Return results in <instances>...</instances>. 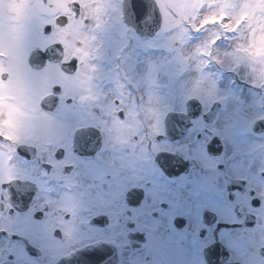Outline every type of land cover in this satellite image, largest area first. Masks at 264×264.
<instances>
[{
    "label": "snow or ice",
    "instance_id": "6c2138e0",
    "mask_svg": "<svg viewBox=\"0 0 264 264\" xmlns=\"http://www.w3.org/2000/svg\"><path fill=\"white\" fill-rule=\"evenodd\" d=\"M176 3L119 0L118 23L107 4V19L94 22L81 0H67L70 12L41 13L39 34L50 43L30 47L28 67L76 74L80 56L66 58L63 42L51 38L73 20L94 24L89 70L100 73V94L85 111L54 84L52 104L40 106L65 128L49 145L13 139L0 124V154L10 166L20 162L0 174V264H102L105 256L107 264H264V131L256 130L264 105L243 129L233 119L264 96V80L250 74L264 57H249L248 67L230 58L248 55L239 35L246 19L225 11L200 23L203 3L186 15ZM197 77L214 84L215 98L183 92ZM120 125L124 138L115 141ZM66 194L81 206H66Z\"/></svg>",
    "mask_w": 264,
    "mask_h": 264
},
{
    "label": "flooded vegetation",
    "instance_id": "af4514ba",
    "mask_svg": "<svg viewBox=\"0 0 264 264\" xmlns=\"http://www.w3.org/2000/svg\"><path fill=\"white\" fill-rule=\"evenodd\" d=\"M106 4L110 8L116 9L112 15V22L118 23L119 0H100L93 3L90 2L89 4L83 3L87 15L91 16L94 22L100 24H103L104 20L107 19V17L104 16ZM3 9L9 12L10 15L17 14L19 16L23 13L24 7L22 5H12L4 6ZM36 12L39 17L42 18V27V25L47 22L41 15L42 12H48L49 15H51L52 13L59 14V12H70V9L67 6V0H54V7L52 8H48L47 5H42L40 0H38ZM175 23H178V21H175ZM93 27L94 24L89 25L88 28L85 29L80 21L73 20L68 28L55 30L51 39L63 42L67 53L66 58H70L71 56L80 54L76 53V45H82L79 36H81L82 39H86L85 41H88L91 37L90 35L87 36L86 33H90ZM40 36L41 40L35 45H26L25 42H21L19 45L13 46L14 48L0 49V56H2V58H0V73L9 74V80L7 82H0V113L3 114V119L0 120V124L8 129L7 134L12 136L13 139L19 138L28 143L39 142L49 145L63 139L65 121L62 116L44 111L40 106L41 101L50 97L51 103L48 105H51L54 100V97L50 95L52 86L54 84H60L63 89V96L75 97L80 102L83 109L87 111L96 97L100 94L98 88L99 81L96 79L99 77L100 73H94L89 70L91 66L89 63V52L95 54V47L92 49L90 47L85 50V59L83 60L80 57L84 62L81 65V70L74 75H66L65 72L60 71L59 67L56 65H49L41 71L29 68L27 58L30 47H45L50 43L49 39L44 38L42 35ZM179 37L180 34L178 33L175 38L179 39ZM91 45L92 42H90V46ZM94 62L99 63V61ZM202 79V77H197L191 84L185 82L182 86L183 92L185 94L204 95L208 98H215V88H208L207 84H202ZM238 85L250 89L246 84H242L237 79L236 86L238 87ZM245 95H247V93H245ZM154 96L155 95L152 96V101H156L154 100ZM262 97L263 96L259 93L252 96L253 111H250L247 115L239 114L237 118V121H241L239 129L245 128L248 122L255 118L257 115L255 108L257 105H261L259 103H261ZM107 110L108 109L105 108V111ZM126 128L127 125L117 126L114 130L115 134L112 137L113 140L121 141L124 138L123 133ZM256 130L264 131V121L257 122ZM18 163L20 162L14 161L10 166L7 162V156L0 154V174L10 175ZM21 168L25 172L31 171L30 168L22 165ZM238 172L239 170H234L233 174L236 175ZM65 205L69 207L81 206L79 198L74 194H66ZM100 247H102L104 251L111 252V248L108 245ZM107 261L108 256H105L102 264H107Z\"/></svg>",
    "mask_w": 264,
    "mask_h": 264
},
{
    "label": "rangeland",
    "instance_id": "374dc122",
    "mask_svg": "<svg viewBox=\"0 0 264 264\" xmlns=\"http://www.w3.org/2000/svg\"><path fill=\"white\" fill-rule=\"evenodd\" d=\"M81 1L84 4H89L90 2L93 3L100 0ZM201 3L204 4V12L201 13L200 19L201 23L215 20L219 16H222L225 11L230 14L233 21L246 19L247 22L240 29L239 35L241 39L240 46L243 52L248 55L244 56L232 53L230 54L231 59L237 63L240 61V64L248 67L246 61L249 57L252 59L264 57V0H177V3L173 4V7H176V11L180 12L181 15L194 14L192 10L200 8ZM12 5H22L24 7L23 13L19 16L17 14L10 15L9 12L3 9L4 6ZM37 5L38 0H0V49L14 48L21 42H25L26 45L31 44L26 40V36H31L36 43L41 40L39 29L41 28L42 18L36 12ZM86 34L87 36L90 35V33ZM79 39H81L82 45H76V53H80V57L84 60L85 50L94 47L93 45L90 46L91 39L85 41L86 39H82L81 36H79ZM221 52H223V49H221ZM257 64L259 65L258 67L252 66L250 74L257 80H264V60L257 61ZM172 70L175 69L173 68ZM230 78L231 74L226 73L225 79ZM207 87L215 88L211 82L207 83ZM238 88L244 89V95L245 93L248 95V92L252 91L241 85H238ZM154 100L156 101H153V104L157 105L159 103L158 97L154 96ZM259 104L264 105V96ZM239 114H242V112L237 111L233 116L237 128H239L241 123V121H237Z\"/></svg>",
    "mask_w": 264,
    "mask_h": 264
},
{
    "label": "water",
    "instance_id": "95a60500",
    "mask_svg": "<svg viewBox=\"0 0 264 264\" xmlns=\"http://www.w3.org/2000/svg\"><path fill=\"white\" fill-rule=\"evenodd\" d=\"M138 27H139V30H140L141 32H144V28H143V26H138ZM154 30H155L154 27H149V28L147 29V34H151Z\"/></svg>",
    "mask_w": 264,
    "mask_h": 264
},
{
    "label": "bare ground",
    "instance_id": "6f19581e",
    "mask_svg": "<svg viewBox=\"0 0 264 264\" xmlns=\"http://www.w3.org/2000/svg\"><path fill=\"white\" fill-rule=\"evenodd\" d=\"M247 114H249V112H247V113H245V112H242V115H247Z\"/></svg>",
    "mask_w": 264,
    "mask_h": 264
}]
</instances>
